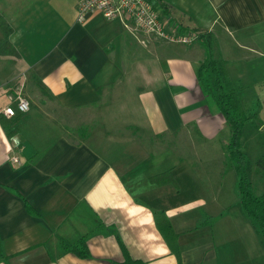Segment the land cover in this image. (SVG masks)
<instances>
[{"label": "crops", "instance_id": "obj_1", "mask_svg": "<svg viewBox=\"0 0 264 264\" xmlns=\"http://www.w3.org/2000/svg\"><path fill=\"white\" fill-rule=\"evenodd\" d=\"M80 1L0 0L18 53L0 56V264H121V244L144 264H178L158 215L180 264H257L217 201L226 152L215 168L211 142L230 129L196 80L203 44L99 14L78 22ZM151 1L168 31L207 32L232 82L263 57L264 0ZM18 91L29 111L8 135ZM165 172L171 184L150 182ZM81 238L86 259L69 250Z\"/></svg>", "mask_w": 264, "mask_h": 264}, {"label": "trees", "instance_id": "obj_2", "mask_svg": "<svg viewBox=\"0 0 264 264\" xmlns=\"http://www.w3.org/2000/svg\"><path fill=\"white\" fill-rule=\"evenodd\" d=\"M157 8V7H156ZM163 15V14H162ZM0 31L3 38L0 41V56H15L18 53L12 46L9 36L12 29L7 22L0 17ZM182 35L190 33L197 34V42H201L206 50V57L202 61L197 71L196 80L198 86L205 94L217 111L224 117L229 129L230 137L226 146V168L233 164L237 166L239 173L238 194L240 204L250 221L257 235L264 241V195L257 196L252 189V184L248 181L244 171V158L241 152L240 137L243 126L252 120L255 115H248L241 104L236 91L234 90L228 76L227 64L220 58L215 57L212 53L213 40L206 31L190 30L188 28L180 29ZM21 113L15 110L13 117L7 121H2V126L8 135L16 132L15 124L18 122ZM256 168L264 176V154L256 160ZM154 184H171L173 179L169 172L157 174L149 178ZM157 227L165 241L170 246L171 252L176 256L178 264L181 263L180 252L177 246V237L172 230L171 224L162 215L157 216ZM124 260L121 264H144L141 261L133 260L123 245L121 244ZM70 252L80 259L89 257L84 238H81L75 245L69 248Z\"/></svg>", "mask_w": 264, "mask_h": 264}, {"label": "rangeland", "instance_id": "obj_3", "mask_svg": "<svg viewBox=\"0 0 264 264\" xmlns=\"http://www.w3.org/2000/svg\"><path fill=\"white\" fill-rule=\"evenodd\" d=\"M262 33L263 38L261 42L258 43V50L262 53L263 57L257 58L252 54L249 63L246 64V66L250 67L248 71L245 72V78L239 81L236 80V76L232 74L234 78L233 82L230 79L246 113L248 115H255L252 120L243 126L240 145L244 158L243 171L248 181L251 182L253 192L257 196L264 195V176L259 173L256 168V160L264 154V30ZM195 43L198 42L196 41ZM255 64H257L258 68L262 69V72H253ZM256 75H258V77L259 75L262 76L254 79L253 77ZM211 104L213 105V102H211ZM228 134V129L222 128L217 132L215 138L211 142L212 150L214 151L212 164L215 165V168L218 163L223 165L224 159L220 146L223 145L226 152L228 143L226 139ZM223 176L224 185L221 188L223 190L221 194L216 195L218 196L217 201L223 204L222 208L228 213L229 220L233 225L238 227L236 232L243 236V241L249 243L250 247H253V254L257 264H264V241L260 239L255 232L240 204L238 194L239 173L237 171V166L233 164L227 169L226 163L224 162ZM210 187L212 190L213 186L210 185ZM213 196L214 195H212L211 198H213ZM251 262H253V258H250V263Z\"/></svg>", "mask_w": 264, "mask_h": 264}, {"label": "built area", "instance_id": "obj_4", "mask_svg": "<svg viewBox=\"0 0 264 264\" xmlns=\"http://www.w3.org/2000/svg\"><path fill=\"white\" fill-rule=\"evenodd\" d=\"M90 14H99L109 22L125 20L147 35L165 39L174 44L189 46L197 41L195 33L182 35L168 31L164 18H161L159 10L151 0H81L77 5V21L83 22ZM9 99L10 105L3 110L5 117H13L15 110L21 114L29 111V103L21 92L18 91ZM11 163L18 164V158L12 157Z\"/></svg>", "mask_w": 264, "mask_h": 264}]
</instances>
